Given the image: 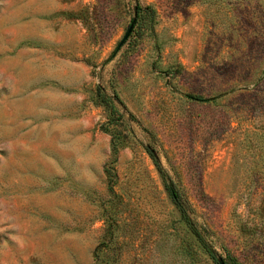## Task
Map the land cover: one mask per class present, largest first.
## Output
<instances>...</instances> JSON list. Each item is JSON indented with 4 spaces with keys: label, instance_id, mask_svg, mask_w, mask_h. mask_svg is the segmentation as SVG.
Listing matches in <instances>:
<instances>
[{
    "label": "rangeland",
    "instance_id": "rangeland-1",
    "mask_svg": "<svg viewBox=\"0 0 264 264\" xmlns=\"http://www.w3.org/2000/svg\"><path fill=\"white\" fill-rule=\"evenodd\" d=\"M149 147L264 264V0H0V264H216Z\"/></svg>",
    "mask_w": 264,
    "mask_h": 264
},
{
    "label": "trees",
    "instance_id": "trees-1",
    "mask_svg": "<svg viewBox=\"0 0 264 264\" xmlns=\"http://www.w3.org/2000/svg\"><path fill=\"white\" fill-rule=\"evenodd\" d=\"M136 7H137V12H142V11L147 12L150 19L151 20L154 19L155 15H156V10L152 6H146L145 8H142L141 6H136ZM132 32H133V30H132ZM122 46H119V44H118V46L116 47V49L112 53L111 57H113L120 50V48ZM155 164L157 166L159 173L161 174V177L163 179L165 188H166L169 196L171 197L173 203L175 204V206L178 208V210L180 212L181 219L186 223V225L191 230V232L197 237L198 241L202 244L204 249L208 252V254L215 261V263L219 264L217 261V256H219L220 254L209 244V242L204 237L203 232L200 230V228H198L196 222L190 216L187 203H186L185 199L183 198V194L180 192V190L176 186V183L171 179L168 172L162 166V164L158 158H155ZM186 247H188V246H186ZM186 250H187L186 255L187 256L189 255V258L187 259L188 264H194L193 258L191 257L192 254L190 252V249L187 248ZM222 257L224 258L226 264H240L236 258L224 257V256H222Z\"/></svg>",
    "mask_w": 264,
    "mask_h": 264
},
{
    "label": "water",
    "instance_id": "water-1",
    "mask_svg": "<svg viewBox=\"0 0 264 264\" xmlns=\"http://www.w3.org/2000/svg\"><path fill=\"white\" fill-rule=\"evenodd\" d=\"M136 15H137V7H135V17L133 18L127 32L125 33L123 39L119 42V46H122L126 40L129 38L133 28H134V25H135V22H136ZM149 150L151 151V153L154 155L155 158H158L155 150H153L151 147H149ZM217 261L219 264H226L224 258L222 256H217Z\"/></svg>",
    "mask_w": 264,
    "mask_h": 264
}]
</instances>
